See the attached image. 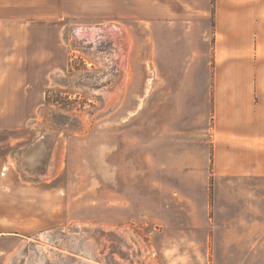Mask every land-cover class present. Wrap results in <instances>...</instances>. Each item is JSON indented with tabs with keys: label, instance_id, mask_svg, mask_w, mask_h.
<instances>
[{
	"label": "rangeland",
	"instance_id": "rangeland-1",
	"mask_svg": "<svg viewBox=\"0 0 264 264\" xmlns=\"http://www.w3.org/2000/svg\"><path fill=\"white\" fill-rule=\"evenodd\" d=\"M66 6L44 101L24 124L0 120L10 233L0 264H206L188 201L170 193L191 187L169 185L200 176L192 155L171 153L170 109L161 105L163 69L190 66L188 49L160 52L146 33L144 0ZM113 22L130 42L113 35Z\"/></svg>",
	"mask_w": 264,
	"mask_h": 264
},
{
	"label": "crops",
	"instance_id": "crops-1",
	"mask_svg": "<svg viewBox=\"0 0 264 264\" xmlns=\"http://www.w3.org/2000/svg\"><path fill=\"white\" fill-rule=\"evenodd\" d=\"M66 1L58 11L57 0H0L2 122L24 124L44 101L58 61V22L70 15ZM144 11L160 52L179 56L184 45L192 59L163 69L170 151L192 155L200 176L169 181L191 187L171 196L188 201L185 217L205 238L206 264H264V0H144ZM109 25L114 36L128 38L123 25ZM117 59H124L121 49ZM3 150L0 139V177ZM7 204L0 193V239L10 234L2 229Z\"/></svg>",
	"mask_w": 264,
	"mask_h": 264
},
{
	"label": "bare ground",
	"instance_id": "bare-ground-1",
	"mask_svg": "<svg viewBox=\"0 0 264 264\" xmlns=\"http://www.w3.org/2000/svg\"><path fill=\"white\" fill-rule=\"evenodd\" d=\"M114 29L112 28V31H113ZM93 33H95V30L94 29H91V33L89 34L90 36L91 35H93ZM88 252V251H87Z\"/></svg>",
	"mask_w": 264,
	"mask_h": 264
},
{
	"label": "built area",
	"instance_id": "built-area-1",
	"mask_svg": "<svg viewBox=\"0 0 264 264\" xmlns=\"http://www.w3.org/2000/svg\"><path fill=\"white\" fill-rule=\"evenodd\" d=\"M5 167L2 168V170L4 171Z\"/></svg>",
	"mask_w": 264,
	"mask_h": 264
},
{
	"label": "trees",
	"instance_id": "trees-1",
	"mask_svg": "<svg viewBox=\"0 0 264 264\" xmlns=\"http://www.w3.org/2000/svg\"><path fill=\"white\" fill-rule=\"evenodd\" d=\"M211 2H213V0H211Z\"/></svg>",
	"mask_w": 264,
	"mask_h": 264
}]
</instances>
